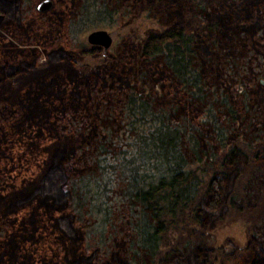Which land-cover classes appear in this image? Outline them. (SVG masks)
I'll return each instance as SVG.
<instances>
[{"label":"trees","instance_id":"trees-1","mask_svg":"<svg viewBox=\"0 0 264 264\" xmlns=\"http://www.w3.org/2000/svg\"><path fill=\"white\" fill-rule=\"evenodd\" d=\"M0 13V264H176L203 198L248 204L221 199L219 180L264 172V0H0ZM96 27L116 34L106 49L82 37ZM201 264L264 254L216 246Z\"/></svg>","mask_w":264,"mask_h":264},{"label":"rangeland","instance_id":"rangeland-1","mask_svg":"<svg viewBox=\"0 0 264 264\" xmlns=\"http://www.w3.org/2000/svg\"><path fill=\"white\" fill-rule=\"evenodd\" d=\"M37 0H35L36 2ZM138 11L134 10L127 16H118L116 27L128 24L130 21L138 22ZM124 27V26H123ZM86 31L82 32L85 38ZM116 34L113 33V38ZM112 38V39H113ZM45 49L39 48V55L36 58L37 67H43V53ZM75 58H81L78 50H72ZM37 71V70H36ZM33 74L20 77V82L30 78ZM242 173L234 177L231 170H227L219 180L220 197L225 196L232 190L247 194L248 204L239 208L241 201L236 200L233 207L221 204L210 207L206 204V198L200 201L202 211V222L193 225L185 231L180 240L188 239L190 247L175 251L170 260L176 264H201L203 257L213 247H223L225 250L234 252L243 245L252 246L257 252L264 254V187L258 194V184L264 182V172L257 171L251 181V185L244 187V177L249 173L247 164H242ZM243 185V186H242ZM242 205V203H241Z\"/></svg>","mask_w":264,"mask_h":264},{"label":"water","instance_id":"water-1","mask_svg":"<svg viewBox=\"0 0 264 264\" xmlns=\"http://www.w3.org/2000/svg\"><path fill=\"white\" fill-rule=\"evenodd\" d=\"M52 0H37L35 2V8L38 10H45L50 7ZM2 14L0 13V19ZM113 29L104 28V27H96L91 28L85 33V40L92 45H98L103 49H106L113 38ZM258 81L261 84H264V78H258Z\"/></svg>","mask_w":264,"mask_h":264}]
</instances>
